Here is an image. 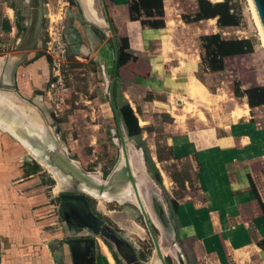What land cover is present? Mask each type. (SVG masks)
I'll list each match as a JSON object with an SVG mask.
<instances>
[{
  "label": "rangeland",
  "instance_id": "rangeland-1",
  "mask_svg": "<svg viewBox=\"0 0 264 264\" xmlns=\"http://www.w3.org/2000/svg\"><path fill=\"white\" fill-rule=\"evenodd\" d=\"M106 1L109 0H103L105 3ZM169 2L170 6L176 8L174 11L176 13H173L176 15L193 10L195 4L194 0H169ZM230 2L239 18L237 26L220 30L215 26L214 18H209L208 21L202 20L186 27H179L176 31V28L172 29L173 21L167 23L165 31L170 33L166 49L169 53L168 58H171L167 62L177 68L172 67L167 71H170L167 80L171 82L172 88L165 94H159L164 103H157L151 106L153 108L145 107L144 117L139 118L149 122L154 130V140L152 135L141 131L140 140L149 156L152 146L155 144L158 147L163 146L167 135L171 133L201 126H215L226 130L231 128V125H236L237 116L234 110L237 108V112L240 111L242 114V112L246 113L247 109L242 111L241 109L245 107L243 101L233 97L231 93L233 81L237 80L244 86L264 85V49L249 0H230ZM91 7L95 8L96 16L103 19L99 0H91ZM31 10L32 0H0V58H4L3 62L8 56V61L13 59L14 62L20 56L18 52L25 51L24 57L15 66L14 89L38 110L70 158L85 170L95 171L104 178L120 151L112 112L107 101L111 67L102 68L93 61L90 54L71 52L69 44L78 42L73 21L77 19L84 23L75 0L72 3L67 0H41V20L35 43L28 49L18 48L26 33ZM48 15L57 19L58 24L62 26L60 35L68 42L65 64L62 67V94L57 96H52L51 92L48 94V83H44L50 74L49 58L45 53V42L52 36L51 30H48ZM17 17L21 18L19 27L16 25ZM5 20L9 25L8 29L3 28ZM215 32H219L223 37L250 39L253 45L252 52L226 58L225 68L220 73H203L200 66L198 68L199 36L201 33L207 35ZM168 58L164 56V59ZM34 61L35 67L29 66V63ZM195 71L211 91L206 93L204 101L184 97L182 92L176 91L173 86L183 80L185 75L191 76ZM4 72L9 77L8 67ZM7 82L10 83V77ZM60 96L64 97L61 102L57 98ZM55 102L58 103L57 106ZM245 118H247L245 123L248 119L252 122L247 125L237 123V126H241L239 131H243L240 132L241 135L245 137L241 146L246 147L239 156L241 159L247 158V161L253 159L251 166L264 176V157L261 159L264 149L259 154L249 157L257 146L254 143L255 138L250 140L248 135V132L256 133L260 138L259 133H261L260 140H264V107L255 109L253 115H246ZM228 124L230 127L227 126ZM130 139L137 147L134 139ZM250 143L252 146L247 147ZM260 144L264 146V142ZM162 153L164 156L167 155L166 151ZM152 161L158 175L161 176L160 183L152 178L159 186L163 201L169 202V199L186 201L189 197L198 195L192 160L185 159L182 154L162 162H157L153 156ZM33 162L38 165L36 172H32ZM43 165L20 142L0 128V171L2 176H5V185L0 193V213L4 216L2 221L5 222L9 219V216H6L9 213L11 218L15 216L18 229L16 239L9 236H2L0 239V249L3 251V255L1 252L0 256L4 260H8L9 249H12L13 252L17 251L18 264L30 261L35 264V261L45 258L52 264H71L70 245L74 250V264H91L90 256L103 254V258H109L111 262L112 258L108 253L113 252V245L93 232L97 221H100L114 230L130 249L127 248L123 260L113 252L118 258L114 264H124L126 258L133 264V256L139 264L150 263L154 249L136 205L95 198L85 193L81 194V197L62 195L56 179ZM164 176L167 182H163ZM168 208L171 211L170 203ZM193 229L194 225L191 223L180 225L176 234V243L181 248L187 263L215 264L216 260H208L207 256H201L196 252L193 243L202 236L194 233ZM153 231L156 235L159 234L156 228H153ZM72 238H78L77 243H74ZM86 239H90L91 244L86 242ZM68 240L70 243L67 244ZM104 241L109 243L110 249H107ZM85 247L88 254L82 253ZM163 258L167 264H177L170 254L164 255ZM217 258L219 261L222 256ZM93 260L95 261V258ZM226 260L232 261L227 255ZM261 261L252 259L247 264H263Z\"/></svg>",
  "mask_w": 264,
  "mask_h": 264
},
{
  "label": "crops",
  "instance_id": "crops-1",
  "mask_svg": "<svg viewBox=\"0 0 264 264\" xmlns=\"http://www.w3.org/2000/svg\"><path fill=\"white\" fill-rule=\"evenodd\" d=\"M127 2V0H109L106 3L103 2L106 16L111 22L114 37L123 46L122 51L124 52L122 60L115 69L114 90L118 102L128 104L136 120L138 118V123H140L138 126L142 128L141 131L152 135V140H154V130L151 128L149 122L142 121L139 118L144 117L145 107H151L157 105V103L163 104L164 100L159 97V94H165L168 89L172 88L171 82L167 80L170 71H167L172 67H177L167 62L171 59L168 58L169 53L166 49L170 32L165 31V29L167 23H170V21H173L172 29L176 28V31L179 27L194 24L195 21L187 23L182 21L180 14L193 13L196 5L194 4L193 10L189 12H180L176 15L173 14L176 13L174 12L176 8L170 6L169 0H161L164 26L149 28L141 26L137 20H130L128 18ZM102 16L103 19L101 20H104L103 11ZM82 20L84 23L77 19L73 21L78 38L77 44L79 43V52L83 55L90 54L93 61L98 63L102 68L111 67L112 71L113 56L112 48L107 43L108 36H104L98 28L88 24L83 17ZM204 20L208 21L209 18ZM200 21L202 20L196 22ZM200 35H204V33ZM199 52L200 48L197 53L199 60L198 68L200 66L201 72L209 74L222 72L225 68V59L233 57H224L223 69L211 72L204 69L201 65ZM164 56L168 59H164ZM31 63H29V66L35 67L36 62ZM196 71L194 73L190 72L191 76L185 75L183 80L173 86L177 89L176 91L182 92V96L184 97L204 101L206 93L211 91L204 81H202L201 77L196 74ZM255 85L259 84L251 86ZM240 86L241 88L251 87ZM234 98H239L243 101L245 107L241 109L242 111L247 109L246 113L242 112L240 116H237L236 125H231L232 127L226 130L215 126H201L196 129L186 128V130L171 133L169 136L167 135L163 146L158 147L156 144L153 145L152 151L150 150L149 152L151 156L148 154L147 156L151 161L154 156L157 162H162L167 158L171 160L176 155L183 154L185 159L188 158L189 161H193L194 178L198 185V195L191 196L186 201L174 199L176 206L174 210L169 211L176 234H178L180 225L190 223L194 225V233L202 236V239L200 238L193 243L196 252L201 256H207L208 260H216L215 264H247L252 259L255 261L262 260L261 262L264 264V216L257 200L258 197L259 200L264 201V176L260 171H256L251 166L253 159L247 161V158H240L239 155L241 152H244L242 149L246 147L242 148L241 146L245 137L241 135L243 131H239L241 126H237V123L243 125L250 124L252 121L249 119L245 123L247 121L245 116L253 115V111L264 107V104L248 107L245 97ZM236 112L237 108L234 110V113ZM248 135L250 140L255 138L254 143L257 146L255 147L257 151L253 148L254 153L249 156L253 157L263 151L264 146L260 143L264 142V140H260L262 138L261 133H259L260 138L256 133L251 134L248 132ZM251 146V143L247 145V147ZM148 148L151 149L150 146ZM163 151H166L167 155H162ZM157 155L160 156V159H157ZM263 157L264 155L261 156V159ZM232 166L235 168L232 169ZM4 177L0 171V193H2L3 186L5 185ZM163 182H167L165 176ZM6 216H9L8 221H2L4 216L0 213V239H2V236L16 239L18 236L17 218L15 216L11 218L10 213ZM194 222L195 224H199L196 226ZM100 251L103 254L101 244ZM0 253L3 255L2 249H0ZM9 254L8 260H4L0 256V264L17 263V251L14 250L13 252L12 249H9ZM108 254L112 258L111 253ZM226 255L232 260L231 262L226 260ZM218 256H222L219 261ZM103 257L104 254L101 256L93 255L95 261L93 260L92 264H101ZM35 262V264H52L46 258ZM29 263L32 264V261L24 264ZM114 263L115 261L112 258L111 264Z\"/></svg>",
  "mask_w": 264,
  "mask_h": 264
},
{
  "label": "water",
  "instance_id": "water-1",
  "mask_svg": "<svg viewBox=\"0 0 264 264\" xmlns=\"http://www.w3.org/2000/svg\"><path fill=\"white\" fill-rule=\"evenodd\" d=\"M75 1L81 10L83 19L88 24L98 28L104 36H108L112 44L113 68L107 87V101L112 112L115 131L119 141L123 160L121 161L118 155L116 161L112 165L107 175L104 178H101L97 174V172L85 170L66 154L65 150L60 146L56 137L53 135L38 110L37 112L41 119L42 125L41 130L25 122L18 110L8 105V102H3V100L1 99L0 126L23 146L27 147V149L33 154L34 158L40 160L43 164H45L57 178L64 179L71 187H77L85 190L90 194L101 197L115 198L119 196H125L127 197V200H124L123 202L127 203H130V198L133 195L138 205V211L142 216L143 223L152 242L153 249L155 250V255L158 258L160 264H165V261L159 250V241L157 235L153 231V228H156L158 230L159 237L163 242H165L167 246L171 248L173 258L175 259L177 264H188L181 248H179L176 243V232L174 229L172 216L168 208V203L166 201H163L160 195L158 184L153 180L145 167L143 152L141 148L136 147L139 152V156H137L138 162L139 160H141V175H135L130 165L127 149L125 146V143L128 142L129 137L126 135L119 120L112 93L118 48L113 30L109 21L107 20L103 0H99L104 14V21L101 20V22H99L95 18L92 20H86L85 15L89 16V8L81 0ZM37 2L39 8V21L35 28L33 42L29 46L25 47H21L19 45L18 48L28 49L35 43L39 23L41 20V0H37ZM250 3L264 39V0H250ZM72 45L76 46L77 48L79 47V45L69 44L71 52L78 53L79 50L72 48ZM18 62L19 61L15 62L14 65L16 66ZM15 66L13 70H15ZM10 94L19 100H21L22 98L14 89L13 83L11 84V86L0 83V97H4V95ZM139 190L148 212L143 206L141 196L139 195ZM61 194L71 197H81V194L83 193L78 191H68L64 193L61 192ZM154 224H156L157 227ZM93 232L98 233L100 236L106 239L107 242L111 243L114 248V253L116 252L115 247L118 246V243L116 241H120L126 245L123 239L114 230L100 223V221H97ZM109 234L116 241L110 240L108 238ZM72 240L74 243H77L76 241H78V238H72ZM86 242L91 244L90 239H86ZM68 243H70V240H68L67 244ZM69 250L71 251V263L74 264V250L70 248V245ZM82 253L88 254L86 247L84 248ZM92 259L93 257L90 256L91 264ZM134 260L136 263H138L135 258Z\"/></svg>",
  "mask_w": 264,
  "mask_h": 264
},
{
  "label": "trees",
  "instance_id": "trees-1",
  "mask_svg": "<svg viewBox=\"0 0 264 264\" xmlns=\"http://www.w3.org/2000/svg\"><path fill=\"white\" fill-rule=\"evenodd\" d=\"M72 3L73 0H67ZM127 13L130 20H137L141 26H146L149 28H159L164 26L163 22V10L161 0H127ZM196 9L193 13L185 14L181 13L180 18L184 22H196L199 20H204L208 18H214L215 25L218 29L226 27H234L239 23V18L234 12V7L232 6L230 0H195ZM20 17H17L16 25L19 27ZM110 25V19L107 17ZM3 28L8 29L9 25L5 20L3 22ZM200 52L199 59L200 63L204 69L208 71H219L223 69V58L226 56L242 55L252 52V42L248 38L244 37H223L219 32H215L207 35H200ZM107 43L110 48L112 44L110 38H107ZM117 44V58L115 69L117 68L119 62L122 60L124 52L122 51L123 46ZM231 92L234 97H245V102L248 107H254L264 104V85H255L251 87L241 88L240 83L236 80L232 82ZM113 99L117 109L119 120L122 127L129 138H133L135 145L141 148L144 157V163L147 171L150 173L151 177L156 179L160 183L161 176L158 175V171L154 166V163L147 156L143 143L140 140V133L142 128L138 126L137 120L133 115L132 110L126 103H119L116 99V94L113 84ZM157 159L160 156L157 155ZM38 170V165L33 162L32 172ZM258 200L259 208L264 216V201ZM171 210H174L176 206V201L174 199H169ZM107 248L110 249L109 243L104 241ZM111 256L115 262L118 258L113 252ZM167 264V263H166Z\"/></svg>",
  "mask_w": 264,
  "mask_h": 264
},
{
  "label": "bare ground",
  "instance_id": "bare-ground-1",
  "mask_svg": "<svg viewBox=\"0 0 264 264\" xmlns=\"http://www.w3.org/2000/svg\"><path fill=\"white\" fill-rule=\"evenodd\" d=\"M83 3H85L87 5V7L89 8V16L88 15H85V18L86 20H92V19H97L99 22H101V19H99L97 16H96V13L94 11V9L91 7V0H81ZM249 3H250V0H249ZM251 5V3H250ZM252 8V6H251ZM38 2L37 0H32V10H31V17H30V20L28 22V26H27V30H26V33L24 35V38L23 40L21 41L20 43V46H29L32 42H33V36H34V32H35V28L37 26V23L39 21V10H38ZM252 12H253V16L255 18V22L258 26V29H259V32H260V36H261V44H262V47L264 49V39H263V36H262V33H261V30H260V27L258 25V22H257V19L255 17V14H254V11L252 9ZM91 15V16H90ZM32 25V26H31ZM30 33V36L28 37ZM76 46L72 45V48L74 49H79V47L75 48ZM21 51V50H20ZM18 54L20 55L19 58H17L16 60H14L13 62V59L8 61L9 58L8 56L5 58V60L2 62V59L4 58H0V83L1 84H4V85H8V86H11V84L13 83L14 81V64L15 62L17 61H20L24 55H25V51H21V52H18ZM10 57V56H9ZM8 61V62H7ZM2 62V63H1ZM9 63V65L7 64ZM8 67V72H9V77H10V83L7 82L9 81V77L8 75L5 74V70L6 68ZM4 80V81H3ZM5 82V83H4ZM12 97V98H11ZM5 98V99H4ZM1 100H3V102H8V105L12 106L14 109L18 110V112L22 115L23 119L25 120V122L29 123L30 125L34 126L35 128H38L41 130L42 128V125H41V119L39 117V114L37 112V109L33 106V105H30L26 100L22 99L19 100L15 97H13L11 94L10 95H4V97H0ZM26 102H24V101ZM34 110V111H32ZM36 112V113H35ZM236 116H239L241 114V112H237L235 113ZM1 129H3L1 126H0ZM4 130V129H3ZM5 131V130H4ZM125 146H126V149H127V154H128V157H129V161H130V165H131V168L133 170V173L137 176H140L141 175V160H139L138 162V159H137V156H139V152L138 150L136 149V147L134 146V143H133V140L132 139H128V142L125 143ZM25 147V146H24ZM26 150L33 156V154L27 149V147H25ZM34 157V156H33ZM119 157H120V160L122 161L123 160V156H122V153H121V149L119 151ZM140 159V158H139ZM37 160V159H36ZM40 164L43 165V163L40 161V160H37ZM45 165V164H44ZM43 165V166H44ZM46 166V165H45ZM47 167V166H46ZM49 169V168H48ZM50 170V169H49ZM52 176L56 179V182L57 184L59 185V188H60V193H64V192H68V191H78V192H82V193H85V194H88V195H91L95 198H103L104 200H118V201H121L123 202L124 200H127V197L123 196V197H101V196H96L94 194H90L88 192H86L85 190L83 189H80V188H77V187H71L69 184H67V182L62 179V178H57L53 172L50 170ZM139 195L141 196V192L139 190ZM131 201L130 203L137 205L136 203V200L135 198L133 197V195L131 196ZM141 201L143 202L142 200V196H141ZM143 206L144 208L146 209V211L148 212L147 210V207L146 205L144 204L143 202ZM80 215V214H79ZM156 226V224H154ZM157 227V226H156ZM92 231V230H91ZM85 233L87 231H84ZM88 233V232H87ZM108 238L110 240H114L116 241L115 239H113L110 234L108 236ZM157 238H158V241H159V250L162 254V256L166 255V254H170L172 257H173V254H172V250L169 246H167L165 244V242L162 241V239L159 237V234L157 235ZM118 243V246L115 247L116 249V252L117 254L119 255V257L123 260L125 259V254L127 252V246L120 242V241H116ZM134 259V257H133ZM124 262V261H123ZM129 262V260L126 258L125 260V263L124 264H127ZM101 264H111L110 262V259L109 258H102L101 260ZM128 264H132V263H128ZM133 264H138L135 262V260L133 261ZM149 264H160L158 258L156 257L155 255V250H153L152 252V256L150 257V263Z\"/></svg>",
  "mask_w": 264,
  "mask_h": 264
},
{
  "label": "built area",
  "instance_id": "built-area-1",
  "mask_svg": "<svg viewBox=\"0 0 264 264\" xmlns=\"http://www.w3.org/2000/svg\"><path fill=\"white\" fill-rule=\"evenodd\" d=\"M49 17V15H48ZM60 26L57 19H48V30H51L52 36L45 42V53L48 56V63L50 65V74L46 78L45 82L48 83V94L51 92L52 96L62 94V67L65 64L66 51L68 48V42L63 40L60 35ZM53 99L52 97H49ZM58 101L63 100V96L57 97ZM54 100V99H53ZM57 106V102L54 103Z\"/></svg>",
  "mask_w": 264,
  "mask_h": 264
},
{
  "label": "flooded vegetation",
  "instance_id": "flooded-vegetation-1",
  "mask_svg": "<svg viewBox=\"0 0 264 264\" xmlns=\"http://www.w3.org/2000/svg\"><path fill=\"white\" fill-rule=\"evenodd\" d=\"M150 174V173H149ZM151 176V175H150ZM168 204H169V202H167ZM165 261V260H164ZM165 264H166V262H165Z\"/></svg>",
  "mask_w": 264,
  "mask_h": 264
}]
</instances>
